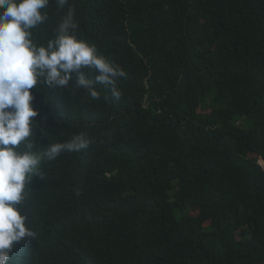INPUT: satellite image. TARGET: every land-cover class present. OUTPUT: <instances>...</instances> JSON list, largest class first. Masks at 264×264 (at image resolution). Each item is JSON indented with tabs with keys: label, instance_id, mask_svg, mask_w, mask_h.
Instances as JSON below:
<instances>
[{
	"label": "trees",
	"instance_id": "obj_1",
	"mask_svg": "<svg viewBox=\"0 0 264 264\" xmlns=\"http://www.w3.org/2000/svg\"><path fill=\"white\" fill-rule=\"evenodd\" d=\"M70 4L122 97L31 89L41 151L95 143L42 162L8 264H264V0Z\"/></svg>",
	"mask_w": 264,
	"mask_h": 264
},
{
	"label": "clouds",
	"instance_id": "obj_2",
	"mask_svg": "<svg viewBox=\"0 0 264 264\" xmlns=\"http://www.w3.org/2000/svg\"><path fill=\"white\" fill-rule=\"evenodd\" d=\"M51 4L61 13L54 23H49L47 11ZM78 31L70 0H0V264H8L15 245L38 239L22 210L26 206L32 213L27 185L34 177L45 178L42 162L87 151L95 143L77 134L41 151L33 138L38 111L31 89L46 85L74 94L82 91L97 101V85H103L115 100L122 97L118 81L126 71ZM260 164L264 167L262 160Z\"/></svg>",
	"mask_w": 264,
	"mask_h": 264
},
{
	"label": "rangeland",
	"instance_id": "obj_3",
	"mask_svg": "<svg viewBox=\"0 0 264 264\" xmlns=\"http://www.w3.org/2000/svg\"><path fill=\"white\" fill-rule=\"evenodd\" d=\"M199 110V109H198ZM193 214H195V213H193Z\"/></svg>",
	"mask_w": 264,
	"mask_h": 264
}]
</instances>
